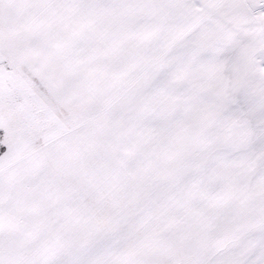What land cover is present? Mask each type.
Listing matches in <instances>:
<instances>
[{
    "label": "snow or ice",
    "instance_id": "1",
    "mask_svg": "<svg viewBox=\"0 0 264 264\" xmlns=\"http://www.w3.org/2000/svg\"><path fill=\"white\" fill-rule=\"evenodd\" d=\"M0 264H264V0H0Z\"/></svg>",
    "mask_w": 264,
    "mask_h": 264
}]
</instances>
